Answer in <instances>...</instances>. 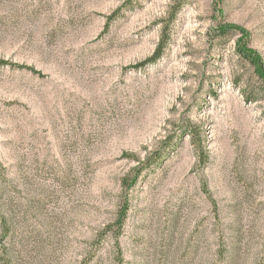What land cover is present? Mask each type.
<instances>
[{"label":"rangeland","instance_id":"obj_1","mask_svg":"<svg viewBox=\"0 0 264 264\" xmlns=\"http://www.w3.org/2000/svg\"><path fill=\"white\" fill-rule=\"evenodd\" d=\"M243 48L264 0H0V264H264Z\"/></svg>","mask_w":264,"mask_h":264},{"label":"trees","instance_id":"obj_2","mask_svg":"<svg viewBox=\"0 0 264 264\" xmlns=\"http://www.w3.org/2000/svg\"><path fill=\"white\" fill-rule=\"evenodd\" d=\"M235 30L234 27L228 26V27H221L220 28V33L221 36L227 35L229 32ZM164 37L163 40L161 41L162 43L159 45L158 50L155 53V56H153L151 59H149V62H156L158 61L159 56L161 55L163 51V47L165 46L164 42ZM162 47V48H161ZM246 48V47H245ZM245 48L241 49L240 51H237L238 55L240 57H243L255 70V75H257L259 78V81L264 85V72H263V66L261 64V61L257 59V57H254L251 53H249L248 50L245 51ZM165 150L161 151V153L155 155L154 157L150 158L147 160L146 165H145V170L148 168H151V166L156 165L163 157L165 154ZM145 171L139 170L135 174V179L141 178L142 175L144 174ZM126 183V182H125ZM130 185V184H129ZM84 264H89V262H86ZM224 264H231V259L226 261Z\"/></svg>","mask_w":264,"mask_h":264}]
</instances>
